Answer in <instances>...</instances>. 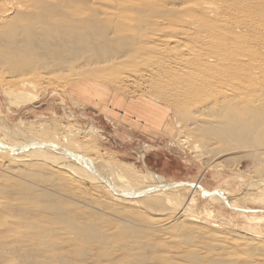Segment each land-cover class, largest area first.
I'll return each instance as SVG.
<instances>
[{
  "label": "bare ground",
  "instance_id": "6f19581e",
  "mask_svg": "<svg viewBox=\"0 0 264 264\" xmlns=\"http://www.w3.org/2000/svg\"><path fill=\"white\" fill-rule=\"evenodd\" d=\"M170 1L0 0V84L6 88L10 96L15 90H19L14 94L15 97L28 102L31 97L27 96V99L24 97L25 87H35V84L41 81L45 85L52 84V76H43L41 74L43 72L49 74L54 68L57 70L82 60V66L88 64L94 66V69L89 71V77H95L100 75L97 71L100 63L109 66L106 70L116 73L125 66L127 59H142L143 50L166 51L167 55L176 58V61L174 63L168 59L158 61L149 69L150 75L155 76L160 70H166L176 72L180 76H174L175 80L166 83L163 87L159 86L162 83L154 85L156 95H149L146 101L124 103L126 113H133L137 118L143 119L144 127L160 130L162 136L165 134L172 136L175 147L181 150L188 148L191 155L204 166L203 174L216 169H232L230 160L235 156L250 157L256 168L253 173L250 172L252 178L248 181L251 187H245L244 192L249 193L252 189L257 192L264 190V87L259 90L253 87L254 83L250 80H253L256 74L249 76L247 75L249 73L239 72L237 77L242 75L241 79L234 76H225L227 79L224 76H204L209 67L216 65L220 60V53L212 50L208 53L202 50V46L210 41L209 43L214 42L215 47H219L220 41L217 42L219 45L215 44L217 40L212 41V38L206 42L207 38L200 34H197L196 38L198 43L203 45L195 44L196 42L195 45L182 43L176 38L171 41L163 38V33L160 34L162 29L158 27L165 22L159 21L158 18L156 20V16L170 14L175 17L167 16L171 21L177 18L176 13L180 14L179 17L181 14H185L182 17L190 14L184 12L185 10L181 11L184 7L182 4L187 10L189 1L179 2L182 7L179 8V5L177 8L181 9L182 13L179 9L180 13L174 11L177 9L174 6L178 2L174 0L176 3L173 5ZM191 1L190 4H193L195 0ZM208 2L204 1L203 4L201 1L198 2L197 5L199 3L202 5L199 4L197 8L211 11V6L214 4L210 9ZM257 2H260L261 10H264V0ZM130 11L135 15H130L128 13ZM218 11H221L220 8ZM220 14L221 12L218 17L215 14L211 16L210 13L204 15H210L212 19L220 17L219 21L223 22L224 16ZM190 15L197 17L196 14ZM131 16L134 18H130ZM163 17L166 19L164 15ZM128 19L132 24L127 23ZM206 19L211 21L209 17ZM183 23L182 21L179 24ZM200 23L205 26L208 22L201 18ZM196 26L201 28L200 25ZM204 26L202 29H207ZM175 27H172L173 31ZM217 30L219 29L215 31ZM184 33H188L187 30L184 29ZM239 58L238 60H241ZM222 60L221 63L224 64ZM231 66L232 70L238 69V65ZM191 72H195V75ZM261 73H264V69ZM242 79L243 81H240ZM242 94L246 96L244 95L243 98ZM70 100L74 102L72 96ZM159 100H163V104H158ZM172 111L175 113L178 111V119L173 118ZM52 114L56 115L54 110ZM52 121H55L54 124ZM62 126L64 127L65 124L60 122L57 116H46L35 123L23 119L17 125H13L0 115V142L2 141L0 147L17 149V152L21 153L19 155L26 156L24 158L23 155L15 156L12 150L0 149V190L4 192L2 189L8 187L13 189L12 191L9 189L10 200H0V252L14 253L17 259L19 258L14 264H103L104 260L108 263L112 260L118 264H161V261L162 264H179L177 263L179 261L175 260L176 263L170 261L171 254L167 255V259L165 255V258L155 262L158 257L154 261L155 254L148 255L147 252V250L152 252L163 249L164 246L166 248L165 244L172 240L178 248L174 252L175 256L178 254L181 258L183 256L181 260L185 264L235 262L237 259L235 257V259L223 260L221 251L220 253L210 251L213 246L222 247L221 244L216 243L211 234L209 239L215 240V243L208 240L202 243L192 241L196 232L197 218L183 211V208H188L190 204L187 195L181 189L191 185L189 188L192 191L188 193L193 195L195 191H201L198 182L168 184L162 176L149 170L144 173L134 168L131 162L110 160V157L102 155L94 148L96 146L94 139L97 136L93 128L89 127L82 133L80 129L74 132L64 131ZM183 130H190L195 137L194 140L180 134ZM5 155L15 158L14 161L3 160ZM217 155L218 160L214 158ZM141 157L143 159L142 155ZM98 179L106 180L109 186L99 183ZM85 182L89 184L87 187ZM83 189L101 194L99 196L104 200L99 204L89 195H79ZM5 196L2 193L0 198H6ZM211 198L228 200L236 197L231 192L222 191ZM11 206H18L20 210L23 209L22 211L26 208L28 214L21 216L17 221H9L5 214L7 208ZM13 209L15 210L14 207ZM150 214L158 216L150 217L148 216ZM163 215L165 218H160ZM42 221L47 223L42 225ZM32 229L38 232V237L29 242L26 235ZM204 235L202 239L207 236ZM72 236L76 245L83 248V254L81 253L78 258L73 256L68 258L67 253L64 252L66 249L62 245L67 243V239H72ZM150 236L154 237L150 238L152 241L149 239L140 243L135 239ZM109 239L112 240L109 248L114 249L115 244L125 252L121 253V250L114 246L120 251L114 249L117 253L113 250L110 256L105 255L106 258L103 260L88 257L95 250L94 245L98 247L103 243L106 244ZM126 239H131L130 243L137 241L136 249L138 247L142 253L147 254L142 255L139 251L136 254L132 244L127 243L123 246L121 242ZM251 243L245 245L253 246L250 247L251 255L255 252L253 257L257 258L258 254H262L260 257L263 256L264 241L260 242V246ZM41 247L44 249L40 256L30 257L31 251ZM11 257H1L0 264L4 259L13 260ZM249 259L248 262H253V259L251 261ZM8 261L4 263L8 264ZM257 261L258 259H255L253 263L261 264L256 263Z\"/></svg>",
  "mask_w": 264,
  "mask_h": 264
},
{
  "label": "rangeland",
  "instance_id": "374dc122",
  "mask_svg": "<svg viewBox=\"0 0 264 264\" xmlns=\"http://www.w3.org/2000/svg\"><path fill=\"white\" fill-rule=\"evenodd\" d=\"M175 1H177L178 3H176ZM175 1L174 0L170 1L173 3V5H175L176 3L174 7L177 8L179 5H180L179 8L182 6L184 7L181 8L182 10L177 8L174 11L179 12L180 10L181 11L185 10L184 12L190 14L191 13L196 14L197 17L195 15H193L192 17V15L190 14H187L189 15L187 17H182L185 14H181L180 17H182L183 18L182 19L179 17L180 14L174 12L178 15L177 18L174 20L171 19V21H169L168 19L174 17L173 15L170 16L169 14L170 18H168L169 17L168 15L163 14L166 17V19H164L163 15H161L162 17L156 16L155 17L156 20L159 19V21L163 20L165 22V23L163 22L164 24H161L160 22L159 24H161L162 27L161 25L160 27H158L162 29V32L160 34L163 33L162 34L163 38H165L168 41H171V39L176 38L177 40L182 41V43L194 44L196 42L195 44H197L198 40L196 36L197 34L198 35L200 34L205 38H207L205 39V41L207 40L206 42H208L209 39L212 38L211 40L212 41L217 40L215 44L219 45L217 42L220 41L219 43L221 47L220 45L219 47H215L214 42L212 41H211L212 43H209L210 42L209 41L208 42L209 44L207 43L206 45L198 43L199 45H203L202 46L203 51L206 50V52L208 53H211L212 51L214 52L216 51L218 54L220 53L219 54L220 60L217 62L216 65L209 67V69L206 72L207 74L204 76H221V77L224 76L225 79H227L226 78L227 76L228 77L234 76L237 79L239 78L241 79L243 77L242 75H241L242 77L241 76L237 77V75L240 74L239 72H241V74L249 73L247 74L249 76H253L251 74H256L252 78L253 80H250L251 83H254L253 87L257 90L264 87V80H263L264 73L263 74L261 73V71L264 69V10H261V5L259 4L260 2H257V0H235V1L197 0L198 2L201 1L202 4L204 1L205 2L209 1L210 3L208 2V7L214 4L213 6H211L212 9L210 7L211 11L209 10L208 12V10L203 11V9H201L202 10L201 11L200 6H199L200 8L198 9L197 6L199 4L200 5L202 4L199 3L197 5L198 2L196 0L194 1L195 3L193 2V0L191 1L193 2V4L192 3L190 4V0H187V3L189 1V7L187 6L188 4L186 3L187 10L185 5L182 4L181 6V3H179L185 0H181V1L175 0ZM194 5L196 6V8ZM228 7H231V9H227ZM213 8L214 9L216 8L217 10H214ZM219 8L221 11H218ZM213 10L214 13L212 12ZM206 12L210 13V15L212 12V15L214 16L215 14L217 17L219 16V12H221L220 15L224 16L222 17L223 22L219 21L221 20L220 17L217 19V17L215 16L216 19L218 20L217 22L216 19H212L211 17L212 15L211 16L207 15L209 18H211L210 19L211 21L215 20L218 24L215 23V21H213L212 23L211 21L206 19L208 18L206 15H204L207 14ZM226 12L229 13L227 14ZM128 13L130 15H135L133 11H130ZM198 15L200 16V19ZM233 15L236 17H234ZM194 16L198 19H196ZM225 16L228 18H226ZM130 18H134V16H131ZM188 18L192 21H189ZM201 18L207 20L208 23L205 26L201 25L202 23L199 24ZM246 18H248L249 20ZM179 19L182 20L185 24L184 23L179 24L182 22V21H177ZM194 19L196 22H194ZM227 20L229 21V23H227L228 22ZM241 21L244 23H242ZM127 23L132 24V22L129 19L127 20ZM208 24L211 26H209ZM196 25H200L201 28H199ZM202 26H204V28L207 29H202ZM213 26L215 28L218 27L216 29L219 30L215 31L216 29ZM172 27H175L176 31L175 29L173 31ZM229 27H231V29ZM184 29L187 30L188 33H184ZM189 32L191 33L189 34ZM235 32L238 36L234 34ZM229 35L236 37L232 38ZM166 37H168L169 39ZM182 43L180 42V44ZM223 43L226 45L224 46ZM209 50L212 51L209 52ZM159 51L160 49L158 51L143 50L141 52L142 59H137V58L127 59V61L125 62V66L121 69L120 72L116 71V73L115 71L106 70L107 67L109 68V66H106L104 63H100L99 65L97 64L98 65L97 71L100 73V75L102 74L101 76L99 75L95 77H89L90 76L89 71H92L94 69L93 68L94 66L93 65L89 66V64L87 66H82L81 64L82 60L72 62L70 65H65L64 67H61L57 70H55L54 68L52 69V71H50L49 74L43 72L41 73L43 76H48V77L52 76L51 77L52 84L45 85L41 81V82H37L35 84L36 85L35 87L32 86L25 87L24 97L26 99L27 96L29 98L31 97L28 102H25V100H23L22 98L18 99L17 97H15L14 94L19 92V90L18 91L15 90V92H13L14 94H11L10 96L6 88L0 84V115L3 118H5L8 122H11V124L13 125H17L23 119L35 123L38 122L41 118L46 116L48 117L57 116V119L63 124H65L64 127L62 126L64 131L71 130L74 132L80 129V132L83 133L86 129L91 127L95 130V135L97 136L94 139L96 143V146L94 148L98 149L99 152L102 153V155L110 157V160L116 159L119 161L131 162L133 163L134 168L136 167V169H139L144 173H146V171L149 170L150 172L156 175L162 176L168 184H171L173 182H187V183L198 182L199 187H201L200 188L201 191H195L193 195H190L188 193L189 191H192L189 188L191 185H186V187L188 188L181 189V191L187 195L188 202L190 204L188 208H183V211L188 215L190 216L193 215L195 218H197L196 232L195 235L193 236L194 239H192V241L196 243L198 242L202 243V241L208 240L215 243L216 240V243L221 244L222 247L217 248L216 246H213V248H211L210 251L213 250L214 253H220L221 251L223 260L225 259L230 260L232 258L233 259L237 258L236 259L237 262L235 260L233 264H247V263L254 264L253 262L255 261V259H258L256 263L259 262L261 264H264L263 261L264 254L261 257L260 255L262 254L260 255L258 254L257 258L253 257V255L255 256L254 254L255 252L254 251H253L254 253L252 252L253 255H251L250 253L251 251L250 247L252 248L253 246L250 245L247 247L245 246L248 245L249 242L250 243L252 242L253 244L255 243L256 245L258 244L257 246H260V242L264 241V190L257 192V190L255 191L252 189L250 190L249 193L244 192L245 187L247 186L249 188L251 187L248 181L249 179L252 178V174L250 175V172L253 173L254 172L253 170H255L256 168L254 162H252L253 160L251 161V158L248 156L238 155L237 156L238 158L235 156L234 159L230 160V163L232 164L231 165L232 169H223V170L216 169L214 171H209L203 174L204 166L191 155L188 148L185 149L182 148L183 150H181L180 148L175 147L176 145H174L172 136H168L166 134L162 136L161 135L162 132L160 130L157 131L153 127H149V128L144 127L145 122L143 121V119L137 118L133 113H128V114L126 113V105H124V103L127 104L130 102H136L137 100L146 101V99H149V95H153V94L156 95V90L153 87L154 85L162 83L159 86L163 87L166 83L173 82L175 80L174 76H180L176 72H172V71L169 72L166 70H160L159 74L155 76L150 75L149 69L153 64L157 63L158 61L165 59L171 60L172 63L176 61V58L172 56L171 57L168 56L166 51L162 52L163 50H161L160 53H158ZM239 57L241 58V60H238ZM221 60L224 64L221 63ZM234 62H236V64ZM240 62H242L243 64H241ZM231 65H233V67L235 65L236 66L238 65V69L232 70L233 68ZM191 73L195 75V72H191ZM240 81H243V79ZM242 95L243 98L246 96V94H242ZM71 96L74 98V102L70 100ZM162 102L163 100L161 101L159 100L158 104H163ZM52 109L54 110L56 115L52 114L53 111ZM173 109L174 108H172V110ZM107 115H109V117H106ZM171 115H173V118L178 119L177 117L178 111L177 113L172 111ZM54 122L55 121H52L53 124ZM180 134L189 136L190 139L193 140L195 138L190 133V130L187 131L183 130L180 132ZM1 143L2 141L0 142V145H2ZM4 148L7 149V147L4 146L0 147L1 151L4 150ZM7 150L9 151L12 150L11 152H13L15 156L23 155V154L19 155L21 153L17 152L18 151L17 149L14 150L13 148L11 149V147H8ZM104 152L106 153V155ZM141 155L143 156V159ZM6 156L7 155H5V159L3 160L7 159L14 161L15 159V158L13 159L12 157L10 158L9 155L7 157ZM24 157L26 156L23 155V158ZM217 157L218 155L214 158L218 160ZM98 181L101 184L105 183L104 185L109 186L107 181L106 180L104 181V179H98ZM85 184L86 187L87 185H89L87 182H85ZM9 189L11 191L13 190L10 187L3 188L2 191L4 192H1L0 190L1 194L3 193L4 195H6L5 196L6 198L1 197L0 200L7 201L11 199V198L9 199V196H11L10 195L11 192ZM88 191L89 192H87V189L86 190L83 189V192L79 193V195L81 194L83 196L89 195L99 204L102 200H104L103 197L99 196L101 194L99 193L97 194L96 192L91 190ZM222 191L231 192L235 195L236 198L228 199V200H223V199L213 200V198H211L213 196L219 195ZM13 207L15 208V210L14 209L12 210ZM13 207L12 206L8 207L5 214L7 216L6 218L9 221H17L21 216L23 217L26 214H28V210L24 207H23L25 209L24 211H22L23 209L20 210V207L18 206H17L18 210L16 206ZM151 215L153 214H150L148 216L151 217ZM157 216L158 215H155L154 217ZM160 218H165V215L160 216ZM42 222H43L42 225H45V223H47L46 221L45 222L42 221ZM30 231L26 236L28 238V241L32 242L37 239L38 232L37 233L34 232L33 229L31 233ZM204 233L208 236V238H206L207 236L204 235ZM210 234L212 238L213 237L215 238V240L209 239ZM202 235L206 237L205 238L203 237L202 239ZM73 238L67 240L65 239L67 243L62 244L64 245V249L66 250L70 249L68 251L64 250V252L67 253L68 258H71L72 256L74 258H78L83 254L82 246H77L74 241L75 238L74 239ZM150 238L152 237L151 236L145 238L136 237L135 239L141 243V241L145 242L148 241ZM69 240L70 242L72 240V243H75V245L70 243ZM129 240L131 239L123 240L124 243H122L123 242L122 241L121 244H124L123 246H126L127 243L132 244L133 245L132 248L134 249L135 247L134 250H136L135 251L136 254L139 252L142 255L147 254V253L145 254L142 253V251H140L138 247H137L138 250L136 249L137 241L136 243L135 241L130 243ZM108 241L109 242H107L106 244L103 243L98 247L94 245L93 248L95 250H93L92 252L90 250L91 253L88 251V254L90 253L91 255L89 254V256L88 255L87 256L101 260L106 258L105 255L110 256V253H112L114 249L116 250V248L119 247L118 246L116 247V245L114 244L116 248L114 246H113L114 249L109 248V246L112 245L110 244V242L112 243V240L109 239ZM150 241L152 240L150 239ZM212 242H206V243L213 244ZM244 242L245 244H243ZM165 245L166 248L164 246L163 249H157L152 252H149V250H147L148 255L149 253H154L155 255L153 257V260L155 261V258L158 257V259L155 261L158 262L161 260V258H165V255L167 259V255L171 254L172 256L170 258L171 262L173 261L175 262L176 260V262L179 261L177 262L179 264H185L184 261L181 260L182 258H184L183 256L182 258L179 256V254L175 256L174 252L177 251L178 248H177V244L173 240L172 242H169ZM40 249L37 248L36 251L35 250L31 251L30 257H38V255L40 256L43 253L44 248L41 247ZM120 250L118 251L116 250V251L119 252ZM122 251L123 253L125 252L124 250H121V253ZM202 251H204V249ZM229 252H232L233 254ZM7 253L0 252V258L1 257L10 258L12 255L11 259L14 260L15 257L16 259L14 261L13 260L8 261L7 259L5 260L4 258H2L5 260V261L2 260L3 261L2 264H5L4 262L6 261H8V264L17 263L16 261L19 260V258L17 259V256L14 255V253H10V252L9 254ZM118 255L120 256L121 254L119 253ZM169 257L170 256H168V258ZM243 258L246 260H244ZM249 258H252L253 262L251 261L252 259ZM248 259L251 262H248ZM105 261L106 260H104L103 264H118L117 262L115 261L113 262L112 260H110L109 263ZM160 263L162 264V261Z\"/></svg>",
  "mask_w": 264,
  "mask_h": 264
}]
</instances>
